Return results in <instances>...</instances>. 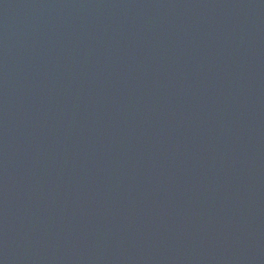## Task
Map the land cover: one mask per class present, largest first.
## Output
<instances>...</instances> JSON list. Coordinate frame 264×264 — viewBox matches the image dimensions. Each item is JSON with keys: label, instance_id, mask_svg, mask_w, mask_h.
<instances>
[{"label": "water", "instance_id": "water-1", "mask_svg": "<svg viewBox=\"0 0 264 264\" xmlns=\"http://www.w3.org/2000/svg\"><path fill=\"white\" fill-rule=\"evenodd\" d=\"M0 264H264V0H0Z\"/></svg>", "mask_w": 264, "mask_h": 264}]
</instances>
